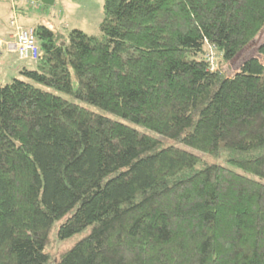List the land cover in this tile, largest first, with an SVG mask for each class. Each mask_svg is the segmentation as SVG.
<instances>
[{
  "label": "trees",
  "instance_id": "obj_1",
  "mask_svg": "<svg viewBox=\"0 0 264 264\" xmlns=\"http://www.w3.org/2000/svg\"><path fill=\"white\" fill-rule=\"evenodd\" d=\"M102 15L100 37L35 25L41 56L0 83V264H264V43L232 76L206 58L251 43L264 0ZM224 151L227 167L195 168ZM54 229L87 233L52 256Z\"/></svg>",
  "mask_w": 264,
  "mask_h": 264
},
{
  "label": "rangeland",
  "instance_id": "obj_2",
  "mask_svg": "<svg viewBox=\"0 0 264 264\" xmlns=\"http://www.w3.org/2000/svg\"><path fill=\"white\" fill-rule=\"evenodd\" d=\"M29 8L33 9L28 12L29 23L34 25H43L46 28L50 29L55 34H60L61 36L66 37L73 29H80L85 34L94 37H100L99 26L102 20V6L103 0H55L54 5L52 6H42V7H33L28 3ZM10 12L6 14L4 21L9 22ZM4 17V15H3ZM26 21L24 22V24ZM34 25L32 27H34ZM6 43V42H5ZM264 43V30L251 42L249 43L238 55L231 61L228 65H221L220 56L214 48H209L207 50L206 58L209 59L213 67L217 66L222 67V70L225 71L227 76H232L240 67L247 58L256 57L258 55V47ZM0 46V49L4 50ZM0 65V83L4 84L10 82L15 78H21L20 75V66L16 63L14 65V70L11 69V66L7 68V71L4 70V66ZM13 65V64H12ZM73 89L76 90L77 80L72 75ZM64 98L70 102L78 103L86 108L97 112L99 114L105 115L109 118L115 119L116 117L110 113L100 110L94 106L79 102L73 95H62ZM143 133L149 134L151 136H156L160 141V146L166 147L169 145H174L182 147L176 141L154 135L152 132L139 128ZM184 150L195 154L199 157H202V154L193 151L190 148L182 147ZM229 154L224 151L221 152L218 156H203L201 162L196 165V169H202L206 165H219L227 167V159ZM87 231L79 233L69 239L64 241H59L56 239L55 229L51 233V238L54 241L52 248L48 250L53 255H57L58 252L67 249L73 246L76 242L80 241Z\"/></svg>",
  "mask_w": 264,
  "mask_h": 264
},
{
  "label": "crops",
  "instance_id": "obj_3",
  "mask_svg": "<svg viewBox=\"0 0 264 264\" xmlns=\"http://www.w3.org/2000/svg\"><path fill=\"white\" fill-rule=\"evenodd\" d=\"M54 5L55 0H51ZM51 5V6H52ZM42 6H50L41 3ZM29 5L27 0H0V40L3 42H10L13 40L14 29L11 27L10 22L15 19L19 25L23 27H32L34 24L29 23L28 12L30 13ZM10 12L9 22L4 21L6 14ZM4 15V17H3ZM26 23L24 24V22ZM35 26V25H34ZM80 30V29H79ZM82 31V30H81ZM4 50L0 49V65L4 66V70L7 71V68L11 66V69L14 70L15 63L20 66V64L25 63L18 59L17 55L14 52H10L6 47H2ZM13 64V65H12Z\"/></svg>",
  "mask_w": 264,
  "mask_h": 264
},
{
  "label": "built area",
  "instance_id": "obj_4",
  "mask_svg": "<svg viewBox=\"0 0 264 264\" xmlns=\"http://www.w3.org/2000/svg\"><path fill=\"white\" fill-rule=\"evenodd\" d=\"M28 3L33 7L41 6V0H28ZM10 25L14 29L13 40L6 43L0 40V46L14 52L21 61H37L41 52L35 39L34 28L23 27L15 19L10 22Z\"/></svg>",
  "mask_w": 264,
  "mask_h": 264
},
{
  "label": "water",
  "instance_id": "obj_5",
  "mask_svg": "<svg viewBox=\"0 0 264 264\" xmlns=\"http://www.w3.org/2000/svg\"><path fill=\"white\" fill-rule=\"evenodd\" d=\"M41 3L46 4V5H52L53 3L51 2V0H41Z\"/></svg>",
  "mask_w": 264,
  "mask_h": 264
}]
</instances>
